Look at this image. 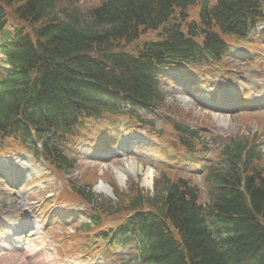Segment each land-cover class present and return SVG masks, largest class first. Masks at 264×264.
Returning <instances> with one entry per match:
<instances>
[{
	"label": "trees",
	"instance_id": "16d2710c",
	"mask_svg": "<svg viewBox=\"0 0 264 264\" xmlns=\"http://www.w3.org/2000/svg\"><path fill=\"white\" fill-rule=\"evenodd\" d=\"M67 1L65 8L58 0H0V53L10 66L0 70V140H29L35 130L65 142L85 118L132 117L112 103L153 109L163 99L158 70L220 60L228 49L223 39L248 38L264 17V0H100L84 13ZM196 6L198 23L188 25L186 10ZM9 17L19 23L13 30L6 29ZM146 31L157 32L156 40L124 51ZM167 123L182 146L199 141L197 130ZM43 146L58 170L75 167L58 145ZM223 149L201 186L163 170L151 196L132 185L85 228L125 218L114 242L135 244L143 264H264L260 154L249 138ZM76 194L92 202L90 191Z\"/></svg>",
	"mask_w": 264,
	"mask_h": 264
},
{
	"label": "rangeland",
	"instance_id": "374dc122",
	"mask_svg": "<svg viewBox=\"0 0 264 264\" xmlns=\"http://www.w3.org/2000/svg\"><path fill=\"white\" fill-rule=\"evenodd\" d=\"M99 2L100 0H69L71 6H75L83 13L97 6ZM58 3L61 7L67 8V0H58ZM198 12L197 6L187 9L186 22L189 24L191 21L197 22ZM8 19L6 29L13 30L14 26L19 25L14 19L10 17ZM256 30L257 36L251 41L261 45L263 51L257 50L258 47H255L256 50H250L251 43L241 45L239 41L229 39L231 54H226L220 62L207 67L200 65L196 76L192 74L194 78L190 89L183 83L179 84L184 90L187 88L188 93H177L176 89L179 86L176 81L178 80L175 84L170 83V79L161 77L160 87L163 99L154 114L138 110L137 119L133 118V121L119 119L117 125L112 124L113 118L104 114L98 121H94L96 123L87 121L84 127L90 126L94 129L93 137L77 138L76 143L68 141L60 146L63 155L75 162L74 169L67 173L56 170L52 174L41 161L33 162L30 158L29 168L33 170V173L36 172L38 177L31 176L32 178L26 180L24 186L17 188L19 192H16L8 185L5 169L1 166L6 163L9 165V162L13 160L20 164L22 157H25L24 155L30 157L31 153L28 152L27 145L22 146L16 140H0V171H2L0 220L23 212L20 211L19 200H24V203H29L28 210L33 207L36 213L39 212V216L47 220V223L51 220L53 225L48 230L43 227L46 231L42 230L41 236H38L46 240L42 246L35 247L36 243L32 242V239H27L25 244L28 243L30 248L27 251L20 248L7 251L0 249V264H137L135 256L139 253L138 248L116 246L103 250V241L94 242L93 240L102 237L98 234H92L87 240L81 239L80 222L89 223L88 216L92 214L90 213L92 206L104 208L110 205L108 196L102 192H95L99 185L111 186L113 193L126 196L130 193L128 191L131 184H139V189L145 194L152 195L156 186L154 181L163 169L166 172L174 171L186 176L191 182L201 186L197 174L200 172L195 170L208 165L209 159L215 157L216 150L220 147L246 138L250 140L253 138V142L258 140L256 146L262 150V158L257 165L264 169V105L255 106L256 101L251 94L254 91L253 88L256 87L258 91L260 89L258 83L261 80L264 81V70L262 73L257 70L258 65H264V41L259 38L264 31V17ZM156 37L157 32L146 31L135 43L126 46L124 51L134 52L138 47H142V44L155 41ZM245 49L251 52L248 53ZM173 74L174 76L170 75V78H179L180 70ZM254 76L257 77L255 86L250 83ZM228 88L234 94L230 100H227L224 95V90ZM235 94L239 95L235 97ZM236 100L239 107L232 111L226 102L230 101L235 106ZM263 103L264 101L259 102L260 105ZM226 107L229 110L225 109ZM171 120L199 131L201 137L199 143L206 145L208 142L207 150H203V155H199L200 152L189 155L188 151L178 148L176 149L178 158L175 157V153L169 149V147L175 148L176 141V135L167 126V121ZM145 123H153L152 126L161 131V137L152 135L150 139H145ZM129 125L133 126L135 131L129 130ZM100 135L104 138L101 139ZM121 141H125L126 144L117 151L116 148ZM193 143L195 147V141ZM101 151L102 154L99 153ZM190 156L199 160V164L188 167L185 163ZM130 162L136 166L135 171L127 175L124 180H119L115 173L116 168H126ZM147 177H150V185L144 183L145 179L149 181ZM90 188H93L96 204L91 206L86 203L83 206L76 192L80 189L88 191ZM107 211H111L110 208ZM101 223V226L108 229L117 226V222L109 218ZM7 235L6 226L1 227L0 244L4 245L3 239ZM33 248L40 249L36 256H32Z\"/></svg>",
	"mask_w": 264,
	"mask_h": 264
},
{
	"label": "bare ground",
	"instance_id": "6f19581e",
	"mask_svg": "<svg viewBox=\"0 0 264 264\" xmlns=\"http://www.w3.org/2000/svg\"><path fill=\"white\" fill-rule=\"evenodd\" d=\"M8 169V171H9V175H13V173H15L16 171H17V168H15L14 166H12V165H9V167L7 168ZM135 169H136V166L134 165V163H131L130 162V165H128L126 168H116V175H117V177L119 178V180H124V178L127 176V175H130L131 174V172L133 173L134 171H135ZM148 179L150 178V177H147ZM150 179H149V181L148 180H146L145 179V181H144V183L146 184V185H150L149 183H150ZM108 189L105 187V186H102V185H100L99 186V188L97 189V191L99 192V191H102V192H106ZM16 201V200H15ZM17 202V201H16ZM22 201L21 200H19V203H21ZM21 210L22 211H24V204H22L21 205ZM38 242H41L40 243V245H43L44 244V242H45V239H41V240H39ZM48 259L50 258V255L47 257Z\"/></svg>",
	"mask_w": 264,
	"mask_h": 264
}]
</instances>
